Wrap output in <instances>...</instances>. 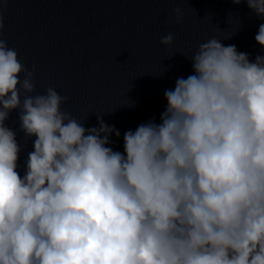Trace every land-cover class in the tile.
Listing matches in <instances>:
<instances>
[{
	"label": "clouds",
	"instance_id": "clouds-1",
	"mask_svg": "<svg viewBox=\"0 0 264 264\" xmlns=\"http://www.w3.org/2000/svg\"><path fill=\"white\" fill-rule=\"evenodd\" d=\"M231 2L264 18V0ZM3 29L0 15V264H264V55L201 43L159 122L126 131L121 152L114 126L85 128L52 87L31 95ZM13 110L35 137L23 176Z\"/></svg>",
	"mask_w": 264,
	"mask_h": 264
},
{
	"label": "water",
	"instance_id": "water-1",
	"mask_svg": "<svg viewBox=\"0 0 264 264\" xmlns=\"http://www.w3.org/2000/svg\"><path fill=\"white\" fill-rule=\"evenodd\" d=\"M176 8L182 11L179 21ZM0 15L3 38L34 71L31 95L52 87L68 97L61 110L85 128L98 127V119L114 126L120 136L110 135L109 146L121 152L126 131L159 122L165 90L192 74L185 55L201 43L215 37L249 54L250 61L264 55L255 41L264 18L231 0H8ZM169 33L172 44L161 45ZM18 111L5 125L16 132L23 176L35 137L20 130Z\"/></svg>",
	"mask_w": 264,
	"mask_h": 264
}]
</instances>
